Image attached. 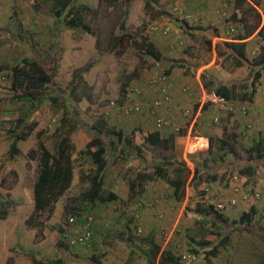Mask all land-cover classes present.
<instances>
[{
	"label": "rangeland",
	"instance_id": "obj_1",
	"mask_svg": "<svg viewBox=\"0 0 264 264\" xmlns=\"http://www.w3.org/2000/svg\"><path fill=\"white\" fill-rule=\"evenodd\" d=\"M52 1L0 0V67H3L0 70V211H7L6 217L0 218V264H146L144 257L120 238L129 217L138 218L139 230L131 229L133 233L153 232L162 248H171L178 254L187 248L186 231L198 230L202 224L196 205L205 207L209 203L215 205L227 200L225 195L220 197V192L218 197L212 198V189L203 194V187H211L207 186L211 184L224 190L219 181H229L232 174L239 173L242 179L238 185L244 180L246 193L252 184L254 199L255 193H262L264 160H248L250 153L247 150L255 135L264 138V110L261 119L255 115L256 107H264V70H261L260 78L254 80L255 93L260 96L254 93L251 100L239 98L240 95L248 96L252 87L250 68L244 64L237 66L228 52L217 56L206 37L213 32L212 37L221 35L231 40L239 34L245 35L248 28L251 36L245 35L248 38L247 56L250 59L261 50L264 52V38L258 33L264 24V0H259L255 6L260 19L251 11L240 16V8L233 0H75L90 8L86 16V28L90 32L66 27L61 18L52 14ZM175 7H180L182 13L175 11ZM234 13L236 17L233 18ZM239 17H242L241 21ZM184 20L191 27L187 28L188 31L192 28H202V31L195 30L191 32L192 36L187 34ZM153 25L159 29L153 30ZM229 25L233 31L227 32ZM163 26H168L169 32H161ZM141 37L156 45L160 60L141 53L136 45ZM26 57L50 61L47 65L55 68L48 92L61 98L59 103L47 98L29 114V120L35 121L36 127L27 139L17 142L19 153L11 158L9 147L13 137L9 131L15 127L18 117L28 113L29 106L12 97L5 75ZM171 63L179 76L206 71V79L213 77L217 83L225 84L237 93L238 98H233L237 100L233 111L222 112L214 108L217 115L214 118L218 120L214 121V115L210 116L205 128H194L190 134L194 137L202 133L223 136L229 149L225 152L219 149V142L215 140L212 153L203 152L205 146L194 151L199 146L196 142L186 146V139H181L175 144V155L189 164L190 178L195 173V166L198 168L195 187L186 186L183 199L176 200L172 188L155 178L136 200L128 179L138 169H146L142 167L147 163L151 165L152 161H161L164 157L157 148L142 146L141 160L135 147L120 140L113 148L103 134L108 154L101 194L105 198L108 192H114L117 199L80 204L78 216L93 220L92 239L84 245L69 244L68 238L62 242L61 228L66 227L71 237L82 230L77 224L67 226L70 215L66 214L65 206L69 202L74 206L69 198L91 186V181L83 174L91 173L95 164L89 155L80 152L89 139L90 127L102 120L114 130H122L123 135L131 136L133 145H141L142 132L154 130L156 116H170L168 110L167 113L164 111L165 107L158 111L150 107L157 91L148 80ZM62 103L65 106L60 107ZM135 103L141 110L126 113L125 107ZM243 109L249 113L244 114ZM180 110L176 114L183 117ZM240 113L246 119L243 120ZM63 115L76 120L74 123L69 119L74 123L71 127H75L70 134L74 161L72 184L52 210L34 216L32 224H28L33 213L32 184L37 172V161L29 154L39 142L52 150V144L62 135L56 134L55 129ZM188 119L186 116V122L181 119L178 124L185 128ZM171 120L176 123L174 117ZM186 129L182 135L186 134ZM161 133L167 135L165 131ZM249 164H252V173L241 174L239 170ZM210 173L217 175L213 182L219 184L206 181ZM255 178L257 182H253ZM241 211L237 206L229 205L223 213L236 216ZM249 227L231 230L230 245L221 248L218 255L211 257V262L199 254L195 264L251 263L254 250L257 252L263 247L258 231L264 227V218L253 219ZM205 228H210V222ZM136 246L134 248H144L146 243L140 242Z\"/></svg>",
	"mask_w": 264,
	"mask_h": 264
},
{
	"label": "trees",
	"instance_id": "obj_2",
	"mask_svg": "<svg viewBox=\"0 0 264 264\" xmlns=\"http://www.w3.org/2000/svg\"><path fill=\"white\" fill-rule=\"evenodd\" d=\"M233 1L240 8V16L244 15L245 12L251 11L254 13L255 17L260 19V13L255 7L259 0ZM243 5H246L245 8H243ZM89 10V7L84 4L76 3L75 0H53L51 7L52 14L57 18H61L66 27L71 29L79 28L85 32H90L89 28H86V16ZM234 17H236V13L233 14V18ZM241 18L242 17H239V21L242 20ZM183 24L184 29L188 32L187 34L191 36V32L195 30L202 31V28H192L191 31H188L187 28L191 27L188 26L185 20ZM245 32L247 36H249L248 33H250V31L248 28ZM258 33L259 36L264 38V24L260 26ZM212 35H214L213 32L209 33V36L206 37L208 38L206 40L208 44L211 43ZM245 35L239 34L235 39L232 38L234 40L218 42L215 46V52L217 56H224L228 52V56L231 57L237 66L244 64L250 68L253 74V79L250 82L252 87L249 89L248 96L244 97L245 95H240L239 98L251 100L256 91L255 81L260 78L261 70H264V52L261 50L256 56L249 59L246 54ZM136 45L140 47L143 55L160 60V53L156 45L146 37H141ZM47 64L50 65L49 60L41 62L35 58H22L19 62L14 64L5 75V78L8 79L9 82V89L12 92V97L27 103L29 106L28 113L18 117L15 127L9 131V135L13 137L9 147V156L11 158L19 153L17 142L27 139L36 127V122L29 120V114L33 112L38 105L43 103L45 99L49 98L51 101L59 103V98H61L58 94L51 95V92H48L53 80V69L55 67H49ZM175 64L179 66L178 62H175ZM172 65L171 63L161 73L166 74L168 77L170 70H172ZM2 69L3 67H0V70ZM201 76L205 90H214L223 95L226 99L232 101L234 100L233 98H238L237 93L234 92L232 88L227 87L225 84L217 83V81L211 77L210 80L206 79L207 75L205 74H201ZM61 105L65 106V103L59 104L60 107ZM69 119L74 123L76 122V120L70 117H64V115L61 117L59 126L55 129V132L56 134L62 135L58 141L52 144V150L46 147L44 143L39 142L37 143V148L32 149L29 154L31 158L37 161V172L32 184L33 213L27 220L28 224H32V218L34 216H39V214L45 211L52 210L54 204L60 200L72 184L74 161L72 157L73 147L70 145V134L75 127H71L74 123ZM90 131L91 134L89 135V139L85 143L84 149L80 152L89 155L92 162L95 164V168L91 173L86 175L83 174V176L91 181V186L83 189L78 195L69 198V201H72V205L74 206H70L69 202L67 203L68 205L66 204L65 210L66 214L68 213L70 216H74V222L69 224L68 216L67 226L77 224L82 228L87 221V217L81 218L78 216L79 208L81 209L82 206H80V204L84 202L105 201V199H117V195L114 192H108L105 198L101 194L103 177L107 168L106 156L108 154V147L104 143L105 139L103 138V134L108 137V141L113 148L120 140H123L125 145L127 144L130 147H135L137 149V156H139L141 160H143L142 149L148 146L150 148H157L159 154L164 157L161 161H152L151 165L147 163V165L142 167L146 169H138L135 173H132V176L128 179L129 188L136 200L145 192L148 186L147 184L152 182L155 178H160L172 188L173 196L176 200L183 199L186 186L195 187V181L198 179V168L195 166V173L192 178H190V167L184 159H178L175 155V137L179 134L182 135L185 128H180L178 132H172L167 136H163L159 130H147L142 132L143 142L141 145H133L131 136L123 135L122 130H114L102 120L93 124L90 127ZM131 134L133 135L134 131ZM207 138L209 142L207 153H212L215 140L219 142V149L224 150V152L229 149L228 141L223 136H207ZM247 151L250 153L247 157L248 160L263 161L264 138H257ZM215 160L214 158L213 161ZM150 167L152 168L151 171L148 170ZM239 172L243 175L252 173V164L244 165ZM216 179L217 175L215 173H210L208 177H206V181L209 183ZM207 186H211V184ZM206 188L212 189V187ZM206 188L203 187V194H205ZM215 191H219V189ZM249 191L252 193V189ZM226 208L227 206L224 209H218L213 203H209L205 207L197 204L195 209L196 213L200 214L202 217L200 220L202 224L198 230L188 229L186 231L187 248L178 254L171 248H162L158 239L155 238L156 236L154 237L153 232L147 234H141V232L133 233V231H137L139 228L138 218H128L127 223L124 225V231L120 232V238H123L126 245L131 246L134 252L144 257L146 264H187L182 258L185 253H190L195 256L191 264H195L199 254H203V258L211 262V257L218 255L221 248L230 245L231 230L250 229L249 225L253 219L262 218L259 214L260 210L256 209L255 206H251L245 211L242 210L236 216L225 215L223 211ZM6 215L7 211L5 209L0 211L1 219H4ZM209 222L210 228L206 229L205 224ZM258 232L262 238L263 247L257 252L254 250V259L249 264H264V227H260ZM67 233V228H61L62 242L68 237ZM140 242H143V244L146 243V247L141 248L138 246L139 248H134L137 247L136 245ZM103 253L104 252L101 254ZM95 257L99 256L96 255Z\"/></svg>",
	"mask_w": 264,
	"mask_h": 264
},
{
	"label": "crops",
	"instance_id": "obj_3",
	"mask_svg": "<svg viewBox=\"0 0 264 264\" xmlns=\"http://www.w3.org/2000/svg\"><path fill=\"white\" fill-rule=\"evenodd\" d=\"M249 36H251V34ZM249 36H248V38H249ZM213 37L211 38V44H212L214 50H215V46H216V44L218 42L227 40L225 37H223L221 35L220 36H213ZM248 38L247 37L245 38L246 46L248 44V41H247ZM228 40H230V39H228ZM231 40H234V39H231ZM216 67H220V66H216ZM205 72L206 71H202V72H200L198 74H193V75L184 73L185 76L184 75L179 76V75L175 74V72H174V70L172 68V70H170L169 76H168L169 82L171 84L169 95L168 94L166 96L161 95L159 93V91L157 90V88L155 86H153V87L156 88V91H157V95H155L154 98L160 97V98H162V102H161V104L159 106L152 107V102H153V99H154L153 98L151 103H150V107L152 109L156 110V111L162 110L165 107L164 111L167 113V110H168V113L170 115V116H168L166 118H169L171 120V118L174 117L175 120H176V123H174L171 120L172 123L174 125L181 126L180 128H183V127H182V125H179L178 122L181 119H183V122H186L185 121L186 120V115H184L183 113H182L183 117L177 115L176 113H177L178 109L181 108L180 112H183L185 109H188V110H191L192 112H194L196 114V122H195V124L193 126L190 125L191 123L189 122V119H190V117H189V119H188V121L186 123V127H187L186 131L187 132H186V134H184L185 136L184 135L176 136L175 137V144L180 142L181 139H184V140L186 139V142H185L186 146H191V144H194L196 142V144L199 145V146H197L198 148H195L194 151L195 150H201L200 147L205 146V148H203V149H206V150H204L203 152L206 153L207 149H208V145H209L207 135L204 134V133H202L198 137L197 136L194 137V136L190 135L192 129H194V128H205L206 125H207L206 122L208 121L210 116L214 115L212 118L217 117V115L214 112V110H215L214 108H216L214 105H210V104L200 105L199 102H198V96L203 91H205V88L203 87V83H202V80H201V77H202L201 74L202 75L203 74L206 75ZM227 74L229 76H231V73L229 71L227 72ZM209 77H210V75H209ZM211 78L214 79L213 77H211ZM262 78H263V74H262ZM183 87H188L190 89V93L184 91ZM255 95L257 97L260 96L259 93H255ZM236 101L237 100H233V102H236ZM241 105H243V104H241ZM241 105H240V107H241ZM166 106H168L167 109H166ZM236 106H237V104H236ZM263 108L264 107H256L257 111H255V115L258 116L259 119L262 118L263 110H264ZM140 110H141V107H140ZM243 113L244 114H248L249 112L246 109H243ZM240 114L242 115V119L243 120L246 119L242 113H240ZM253 116H254V114H253ZM157 117L158 116H156V118ZM161 117H164V116H161ZM247 127H248V125H247ZM167 128H169L168 129L169 131L165 130ZM154 130H159L160 133H161V131H165L167 135H170L171 132H173L172 128H170V127H165L163 129H158L157 127H154ZM256 134H258L257 131H256ZM167 135H165V136H167ZM257 138H258V136L255 135L254 138L251 139V141H250L251 145L253 144V142ZM188 162H189V160H188ZM234 177H236L235 178L236 180L234 179ZM241 179H242V175H240L239 173H234V174H232L231 180H229V181L225 180L223 182L219 181L220 185L224 186V190H223L222 187H221V189H219L218 187L215 188V187H213V185H211V187H212V190H217V189L220 190L219 191L220 192V197H221V195H225L226 196L227 200H225V202H227L228 200L230 201L231 199H235L236 203L234 205H232V206H234V207L237 206L238 209H241V210L245 211V210L249 209V207L255 206L256 209L260 210L261 207L264 205V190H262V193H255L256 197L254 199V197L252 196L254 191H255L254 190L255 189L254 184H252L250 186V188H249V190L252 189V193L250 191H249V193H246L245 187H247V186L244 185V182H243L244 180L242 181L241 185H238L240 183ZM253 182H257L256 178H255V180H253ZM219 183L218 182H213L212 184H219ZM235 185L238 186L237 190L233 189V187ZM235 191H237V192H235ZM241 204H243V208H242ZM247 206H249V207L247 208ZM121 255L122 254L119 253L118 256L121 257ZM129 258H130V255L125 258V262L128 261Z\"/></svg>",
	"mask_w": 264,
	"mask_h": 264
},
{
	"label": "built area",
	"instance_id": "obj_4",
	"mask_svg": "<svg viewBox=\"0 0 264 264\" xmlns=\"http://www.w3.org/2000/svg\"><path fill=\"white\" fill-rule=\"evenodd\" d=\"M175 11L178 10V13L181 14L182 13V9L180 7H175L174 8ZM184 15V14H183ZM185 18H187V15H184ZM153 30L159 29V27L157 25H153L152 26ZM161 32L163 33H167L169 32V27L168 26H163L161 29ZM233 31V27L232 25H229L227 32ZM148 84L151 86H155L157 88V90L159 91V93L163 96H166L167 94L169 95L170 92V87L171 84L169 82L168 77L166 76V74L160 73V74H156L154 76H152L151 78H149L148 80ZM183 90L190 93V89L188 87H183ZM264 93V91H263ZM162 102V98L160 97H156L153 99L152 102V107H156L159 106ZM198 102L200 105L203 104H210V105H214L219 111L222 112H230L233 111L235 108V104L232 100L226 99L223 95L215 92L214 90L212 91H203L199 96H198ZM140 110V106L135 103V104H129L128 106L125 107V112H137ZM183 114L186 115L188 118L190 117L191 121H190V125H194L196 122V114L194 112H192L191 110L185 109L183 111ZM217 118H214V121H217ZM155 124L156 127L158 129H163L165 127H170L172 128L173 132H178L180 130V126L178 125H174L172 123V121L169 118L166 117H161L158 116L155 120ZM236 177H234L235 179ZM236 180V179H235ZM238 186L235 185L233 187L234 190H237ZM208 191L209 188H206ZM237 192V191H235ZM219 195V191H215L212 190V194H210V196L212 198L218 197ZM236 203L235 199H231L230 201L228 200L227 202H217L215 204V206L218 209H224L226 206H232ZM260 216H262V218H264V205L261 207L260 211H259ZM74 222V216H69L68 218V223L71 224ZM66 228V227H65ZM92 218L88 217L87 221L84 223V226L81 228V232L76 235L75 237H71L69 235V233H67L68 235V243L69 244H74V245H84L87 244L91 239H92ZM139 230V228H138ZM66 238V239H67ZM183 260L186 261L187 264H191V261L195 258V256L193 254L190 253H185V255H183Z\"/></svg>",
	"mask_w": 264,
	"mask_h": 264
}]
</instances>
